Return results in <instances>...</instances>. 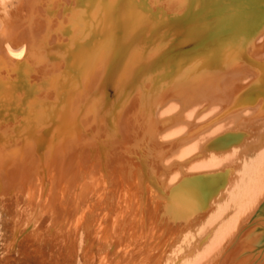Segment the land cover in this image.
Masks as SVG:
<instances>
[{
    "label": "bare ground",
    "instance_id": "6f19581e",
    "mask_svg": "<svg viewBox=\"0 0 264 264\" xmlns=\"http://www.w3.org/2000/svg\"><path fill=\"white\" fill-rule=\"evenodd\" d=\"M0 206L36 264H264V0H0Z\"/></svg>",
    "mask_w": 264,
    "mask_h": 264
},
{
    "label": "rangeland",
    "instance_id": "374dc122",
    "mask_svg": "<svg viewBox=\"0 0 264 264\" xmlns=\"http://www.w3.org/2000/svg\"><path fill=\"white\" fill-rule=\"evenodd\" d=\"M174 38H175V40L177 39L176 35ZM180 39H182V38H179L178 40H180ZM14 229L15 228L12 227L10 217L8 216L6 211L0 206V264H4V263L5 264H29V263L31 264V262H32V264H36V262L32 258H28L29 256L27 255V253H25V251L22 249V247L15 246L14 248L9 249L8 242L10 241L9 239H10V236H12V231ZM6 254L7 255L9 254V256H11V257L7 256ZM21 254L23 255V257L19 256ZM5 255H6V257H5ZM5 258H7V259H5ZM24 258L27 260L29 259L28 260L29 262L26 261ZM4 259H5V261H4ZM6 260L8 261L7 263H6ZM45 264H48V263H45ZM49 264H51V263H49Z\"/></svg>",
    "mask_w": 264,
    "mask_h": 264
}]
</instances>
